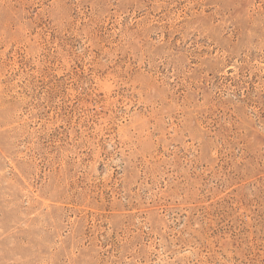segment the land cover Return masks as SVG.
<instances>
[{
	"label": "rangeland",
	"instance_id": "rangeland-1",
	"mask_svg": "<svg viewBox=\"0 0 264 264\" xmlns=\"http://www.w3.org/2000/svg\"><path fill=\"white\" fill-rule=\"evenodd\" d=\"M0 264H264V0H0Z\"/></svg>",
	"mask_w": 264,
	"mask_h": 264
}]
</instances>
